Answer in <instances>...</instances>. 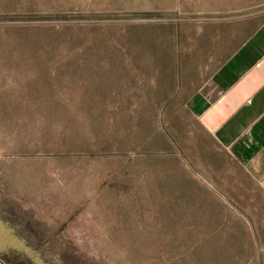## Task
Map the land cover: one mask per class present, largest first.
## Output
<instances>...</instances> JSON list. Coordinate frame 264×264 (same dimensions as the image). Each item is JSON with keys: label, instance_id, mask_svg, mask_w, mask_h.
Listing matches in <instances>:
<instances>
[{"label": "rangeland", "instance_id": "obj_1", "mask_svg": "<svg viewBox=\"0 0 264 264\" xmlns=\"http://www.w3.org/2000/svg\"><path fill=\"white\" fill-rule=\"evenodd\" d=\"M217 1L0 0L7 264H264V190L186 105Z\"/></svg>", "mask_w": 264, "mask_h": 264}, {"label": "crops", "instance_id": "obj_2", "mask_svg": "<svg viewBox=\"0 0 264 264\" xmlns=\"http://www.w3.org/2000/svg\"><path fill=\"white\" fill-rule=\"evenodd\" d=\"M238 9L233 0L213 5V44L198 51L200 81L186 105L264 190V18Z\"/></svg>", "mask_w": 264, "mask_h": 264}, {"label": "water", "instance_id": "obj_3", "mask_svg": "<svg viewBox=\"0 0 264 264\" xmlns=\"http://www.w3.org/2000/svg\"><path fill=\"white\" fill-rule=\"evenodd\" d=\"M0 263L1 264H7L3 259L0 258Z\"/></svg>", "mask_w": 264, "mask_h": 264}]
</instances>
